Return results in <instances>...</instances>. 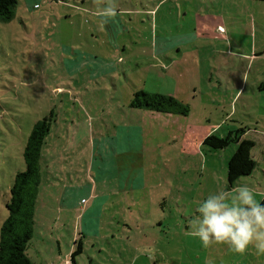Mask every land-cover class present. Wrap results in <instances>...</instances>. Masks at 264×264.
I'll list each match as a JSON object with an SVG mask.
<instances>
[{"label":"rangeland","instance_id":"rangeland-1","mask_svg":"<svg viewBox=\"0 0 264 264\" xmlns=\"http://www.w3.org/2000/svg\"><path fill=\"white\" fill-rule=\"evenodd\" d=\"M124 1L115 0L117 12H131L107 23L94 15L93 0H18L14 17L0 21V230L32 128L52 115L27 247L35 264H68L80 240L79 264H264L251 246L243 255L226 245L204 247L189 226L210 194L234 196L246 185L256 198L264 190L261 170L229 186L225 149L202 151L200 144L191 152L185 140L197 142L199 129L169 130L165 116L130 104L135 89L174 95L192 109L183 124L201 128L194 86L210 72L236 76L253 44H264L253 4ZM156 6L155 13L133 10ZM164 38L170 59L159 51ZM258 69L255 63L251 79ZM104 136L119 142L115 164L100 150ZM126 173L131 189L119 194L118 174Z\"/></svg>","mask_w":264,"mask_h":264},{"label":"crops","instance_id":"crops-1","mask_svg":"<svg viewBox=\"0 0 264 264\" xmlns=\"http://www.w3.org/2000/svg\"><path fill=\"white\" fill-rule=\"evenodd\" d=\"M91 1V0H90ZM127 1V0H126ZM124 1V2H126ZM167 1V0H166ZM245 1V0H241ZM250 1V4H253V8L250 9L252 11V16L254 18L253 23L257 26L256 29H259L261 41L264 42V20L260 19L259 13L264 19V0H246ZM128 2V1H127ZM166 3L165 0H161L159 2L160 4ZM260 8L259 11H255L254 8ZM132 9H121L119 12H117L116 15H119L120 13H126L129 14ZM136 13H142V12H153L155 13L156 10H158V7H151V8H145V10H139V9H133ZM92 12V11H89ZM98 19H101L100 16L95 14ZM256 23V24H255ZM220 29H223L222 26H220ZM221 33L222 30H219ZM256 42L253 44L252 50H250L249 53L245 55L246 61H245V69L237 72L238 74L236 76H230L226 75L222 76L219 74L216 77L213 75V72H210L209 74L202 77V83L197 84L194 86V99L199 100L201 104V109H196L195 112H198L199 115H202V120H204V123H201V128H199L196 124L190 123L183 124L185 122V119L182 117H188L191 115V112L188 115H178L173 113H164V112H157L156 113L157 118H160V116H165L167 119L166 128L169 130H177L180 133H186L187 127L192 129V132H201L200 136L198 137L199 140L197 142H189L187 141L185 149L188 148L189 151H194V147L201 144L203 151L204 145V139L211 135L216 134L218 136L224 137L228 135L231 131H235L239 128H246V132L244 134V138H250L255 141V146L252 149V156L257 162V166L255 171L252 173L254 175L256 171L261 170L262 175H264V44L259 45L258 48L255 46ZM172 47L167 45L165 42V38L160 41L159 44V51L164 53L165 55L162 56L163 58L166 57L167 59H170L167 54L169 53V50ZM157 51V48H155V53ZM178 51H181L180 48H178ZM259 60L258 62H256ZM170 63L167 64L170 67ZM257 64L259 69L251 79L250 73L253 68L254 64ZM246 77V78H245ZM144 90V89H143ZM137 90L135 89V92ZM134 92V93H135ZM134 95V94H133ZM190 105V104H189ZM257 107V112L250 111L249 107ZM113 109L122 111L123 110V103L120 102L117 104ZM242 110V112H240ZM112 111V109L110 110ZM192 111V109H191ZM194 112V111H193ZM245 112V113H243ZM242 113V114H239ZM255 122L254 126H248V123ZM171 123H173L171 125ZM245 125V126H244ZM118 124H115V127H118ZM127 127V126H126ZM132 127L133 126H128ZM118 131V129H116ZM134 131V130H133ZM167 131V130H166ZM194 136V134H193ZM113 136H104V138H101L98 140L100 144V150H103V154H107V157L110 159V164H115L118 162L117 159H119V156L122 154V152L119 154V142L117 140V137L112 138ZM136 132H129L127 136V141L131 145V141L135 139ZM175 137V136H173ZM186 137V136H185ZM184 137V138H185ZM107 138V139H106ZM233 145V146H232ZM226 148H224L228 153L222 155L224 157V163L225 161L228 163L229 158L233 155V153L236 150V144H232ZM208 149H210L208 146H206ZM220 149V150H224ZM212 150V149H210ZM206 154V153H205ZM208 155V154H206ZM208 158V157H206ZM107 162V159H105ZM223 161V159H222ZM93 170L90 169L89 173L92 174ZM260 172V171H259ZM109 173V172H108ZM105 175V174H103ZM249 175V176H252ZM119 176V194H122V191L128 189L130 190V186L124 185L122 180H125L128 174H125V177H122V175L118 174ZM256 177V176H255ZM264 180V179H263ZM117 188V187H116ZM234 189V188H233ZM256 194V200L257 202L261 203L264 200V190L263 192H257ZM117 195V193H116ZM258 196V197H257ZM83 198H81L80 201H82Z\"/></svg>","mask_w":264,"mask_h":264},{"label":"trees","instance_id":"trees-1","mask_svg":"<svg viewBox=\"0 0 264 264\" xmlns=\"http://www.w3.org/2000/svg\"><path fill=\"white\" fill-rule=\"evenodd\" d=\"M18 0H0V21H9L15 15ZM131 106L157 112L188 115L191 107L174 95L151 93L138 90L134 93ZM52 126V115L38 120L29 135L24 151L26 168L18 171L11 186V197L7 201L8 216L0 230V264H35L27 254V247L34 233V215L40 185L42 148ZM246 128L231 131L221 137L211 134L204 139V145L212 150L224 149L236 144V150L228 161L229 186L243 176L252 175L257 162L252 156L255 141L244 138ZM264 204V200L261 202ZM78 242L77 250L71 255V263L79 264L76 256L83 251Z\"/></svg>","mask_w":264,"mask_h":264},{"label":"clouds","instance_id":"clouds-1","mask_svg":"<svg viewBox=\"0 0 264 264\" xmlns=\"http://www.w3.org/2000/svg\"><path fill=\"white\" fill-rule=\"evenodd\" d=\"M93 3L102 23L116 16L115 0ZM233 191L234 196L227 191L208 195L197 208L199 216L189 221L191 235L198 237L204 247L226 245L243 255L251 246L256 255H264V204L257 202L253 189L246 185Z\"/></svg>","mask_w":264,"mask_h":264},{"label":"built area","instance_id":"built-area-1","mask_svg":"<svg viewBox=\"0 0 264 264\" xmlns=\"http://www.w3.org/2000/svg\"><path fill=\"white\" fill-rule=\"evenodd\" d=\"M221 30H223V29H221ZM68 264H72L71 262H68Z\"/></svg>","mask_w":264,"mask_h":264}]
</instances>
